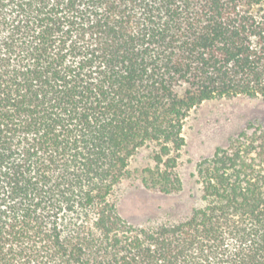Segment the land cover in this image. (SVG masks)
<instances>
[{"label":"trees","instance_id":"16d2710c","mask_svg":"<svg viewBox=\"0 0 264 264\" xmlns=\"http://www.w3.org/2000/svg\"><path fill=\"white\" fill-rule=\"evenodd\" d=\"M264 97V0H0V264H264V123L195 167L175 221L135 225L111 199L184 188L190 111Z\"/></svg>","mask_w":264,"mask_h":264},{"label":"rangeland","instance_id":"374dc122","mask_svg":"<svg viewBox=\"0 0 264 264\" xmlns=\"http://www.w3.org/2000/svg\"><path fill=\"white\" fill-rule=\"evenodd\" d=\"M264 123V97H221L193 108L183 127L185 145L178 156L184 188L178 194H162L143 183V170L154 164V145L140 148L130 159L128 173L116 186L111 199L120 214L135 225L175 221L187 214L200 194L196 182L197 162L227 143L246 122Z\"/></svg>","mask_w":264,"mask_h":264}]
</instances>
